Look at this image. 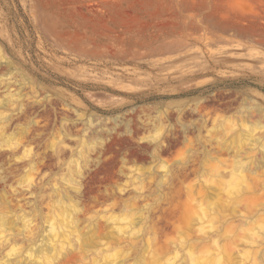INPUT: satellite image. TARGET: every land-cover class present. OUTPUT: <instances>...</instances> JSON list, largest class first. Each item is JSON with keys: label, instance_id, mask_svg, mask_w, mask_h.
Returning a JSON list of instances; mask_svg holds the SVG:
<instances>
[{"label": "rangeland", "instance_id": "obj_1", "mask_svg": "<svg viewBox=\"0 0 264 264\" xmlns=\"http://www.w3.org/2000/svg\"><path fill=\"white\" fill-rule=\"evenodd\" d=\"M221 263L264 264V0H0V264Z\"/></svg>", "mask_w": 264, "mask_h": 264}, {"label": "bare ground", "instance_id": "obj_2", "mask_svg": "<svg viewBox=\"0 0 264 264\" xmlns=\"http://www.w3.org/2000/svg\"><path fill=\"white\" fill-rule=\"evenodd\" d=\"M250 131H251V130H250ZM247 134H248V131H247ZM247 134H246V135H247ZM249 134L251 135V132H250ZM239 135H240V134H239ZM250 135H249V136H250ZM236 136H237V135H236ZM237 137H238V136H237ZM235 139H236V138H235ZM238 139H239V137H238ZM238 139H237V140H238ZM239 140H240V139H239ZM233 142H234V141H233ZM240 142H241V141H240ZM237 143H238V141H237ZM235 182H236V181H235ZM237 183H239L238 180H237V182H236L235 184H237ZM237 187H238V184L236 185V189H237ZM238 188H239V187H238ZM236 189H235V186H234V189L232 188V190H236ZM201 190H202V189H201ZM201 190H200V191H201ZM238 190H239V189H237L236 192H237ZM202 192H203V191H202ZM238 192H240V191H238ZM238 192H237L236 195L239 194ZM236 197H238V196H236ZM218 199H219V197H218ZM192 206L194 207V205H192ZM60 207H61L62 210H63L64 207H62V206H60ZM61 208H60V211L62 212ZM195 209H196V208H195ZM195 209L193 208L192 211H194ZM202 209H205V208L203 207ZM63 211H64V210H63ZM202 211H203V210H202ZM205 211H206V210H205ZM194 212H197V211H194ZM203 212H204V211H203ZM191 213H193V212H190V214H191ZM63 214H64V213H63ZM197 214H198V213H197ZM223 249L225 250V248H223ZM222 252H223V251H222ZM224 253H225V252H224ZM227 253H228V252H227ZM52 256H54V253L52 254ZM227 256H228V255H227ZM201 257H203V256H201ZM205 257H207V256L204 255L203 258H205ZM194 258H195V257H194ZM203 258H202V259H203ZM218 258H219V256L217 257L216 260H218ZM220 258H221V257H220ZM195 259H196V258H195ZM198 259H199V258H198ZM221 259H222V258H221ZM219 261H220V259H219ZM213 263H214V262H213ZM221 264H222V263H221Z\"/></svg>", "mask_w": 264, "mask_h": 264}]
</instances>
